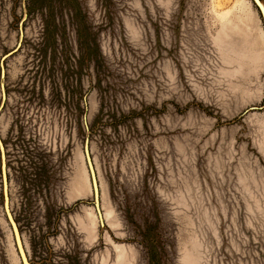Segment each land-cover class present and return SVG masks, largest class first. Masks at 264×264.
Masks as SVG:
<instances>
[{
	"label": "rangeland",
	"instance_id": "obj_1",
	"mask_svg": "<svg viewBox=\"0 0 264 264\" xmlns=\"http://www.w3.org/2000/svg\"><path fill=\"white\" fill-rule=\"evenodd\" d=\"M14 49L0 137L31 264H264L253 0H0V107ZM3 202L0 151V264H22Z\"/></svg>",
	"mask_w": 264,
	"mask_h": 264
},
{
	"label": "water",
	"instance_id": "obj_2",
	"mask_svg": "<svg viewBox=\"0 0 264 264\" xmlns=\"http://www.w3.org/2000/svg\"><path fill=\"white\" fill-rule=\"evenodd\" d=\"M254 4L257 6L259 9L263 22H264V1L263 0H253ZM17 49H14L12 51H9L3 56L2 59V69H1V78H2V91H3V102L0 107V111L4 105V100L6 97V90H5V85H4V79H5V67H4V61L11 55H13ZM0 151H1V159H2V178H3V189H4V210L6 213V218L8 223L10 224L14 242L16 245L17 252L19 254V257L21 259L22 264H31L28 258V251L25 246V243L23 241L19 226L12 214V211L10 209V198H9V181H8V173H7V164H6V154H5V148H4V143L0 137ZM84 154L86 158V163L88 166V170L90 173V178H91V183H92V188H93V193H94V204L96 211L100 217L101 224L104 225V219L102 215V211L100 208V188H99V181H98V174L96 171L95 163L91 155V150H90V144H89V139L87 138L85 141V146H84Z\"/></svg>",
	"mask_w": 264,
	"mask_h": 264
},
{
	"label": "bare ground",
	"instance_id": "obj_3",
	"mask_svg": "<svg viewBox=\"0 0 264 264\" xmlns=\"http://www.w3.org/2000/svg\"><path fill=\"white\" fill-rule=\"evenodd\" d=\"M101 221V220H100Z\"/></svg>",
	"mask_w": 264,
	"mask_h": 264
},
{
	"label": "flooded vegetation",
	"instance_id": "obj_4",
	"mask_svg": "<svg viewBox=\"0 0 264 264\" xmlns=\"http://www.w3.org/2000/svg\"><path fill=\"white\" fill-rule=\"evenodd\" d=\"M74 95V94H73Z\"/></svg>",
	"mask_w": 264,
	"mask_h": 264
}]
</instances>
